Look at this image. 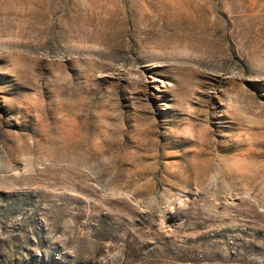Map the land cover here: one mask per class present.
Returning <instances> with one entry per match:
<instances>
[{
    "label": "rangeland",
    "instance_id": "rangeland-1",
    "mask_svg": "<svg viewBox=\"0 0 264 264\" xmlns=\"http://www.w3.org/2000/svg\"><path fill=\"white\" fill-rule=\"evenodd\" d=\"M261 169L264 0H0V264H264Z\"/></svg>",
    "mask_w": 264,
    "mask_h": 264
},
{
    "label": "bare ground",
    "instance_id": "bare-ground-1",
    "mask_svg": "<svg viewBox=\"0 0 264 264\" xmlns=\"http://www.w3.org/2000/svg\"><path fill=\"white\" fill-rule=\"evenodd\" d=\"M201 134V133H200ZM204 134V133H203ZM197 137V136H196ZM194 137L195 141L192 142L193 146L195 147L193 150H189V151H183L180 154H178V159H180L183 164H182V169L185 172V174L187 175H191L194 174L197 177H201L203 175H205L211 168H212V162L215 159V157L217 156V154L215 155V146L216 148H218L216 143H213L210 140H206L204 137ZM193 138V139H194ZM209 139V138H208ZM222 152H224V150H221ZM80 152L78 150H72L71 155H78ZM173 154V153H172ZM177 155V154H176ZM218 160V159H217ZM238 163V162H237ZM240 163V162H239ZM237 165V164H236ZM241 165V164H240ZM238 164V166H240ZM218 166V165H217ZM235 166V164L233 165ZM213 169V168H212ZM215 170V169H214ZM217 171V170H216ZM228 171V170H227ZM232 171V170H229ZM262 171V169H261ZM261 171L259 170L260 174ZM233 172V171H232ZM231 172V173H232ZM263 172V171H262ZM183 173V172H182ZM213 173V171H212ZM219 175L221 174L220 172H218ZM228 173V172H227ZM264 173V172H263ZM210 174V173H209ZM229 174V173H228ZM258 174V173H257ZM193 175V176H194ZM222 175V174H221ZM230 175V174H229ZM190 176V177H193ZM232 176V175H230ZM243 176V175H241ZM183 177V175H182ZM188 177V176H187ZM229 177V176H228ZM227 177V178H228ZM262 177V175H261ZM186 178V177H185ZM243 178V177H242ZM194 179V177H193ZM252 179V178H251ZM255 179V178H254ZM195 180V179H194ZM262 180V179H261ZM188 181V180H187ZM190 182V181H189ZM255 182V181H253ZM191 183V182H190ZM198 184V183H197ZM254 185L256 183H253ZM258 184H256L257 186ZM189 186V184H188ZM232 186L235 188L234 190L237 189V187L239 186V184L235 183L234 185L232 184ZM251 189V188H250ZM187 216V215H185ZM197 217V216H196ZM195 217V218H196ZM200 217V216H199ZM188 218V217H187ZM192 218V217H191ZM211 218V217H210ZM213 218V217H212ZM216 218V217H215ZM190 220V219H189ZM200 220V219H199ZM214 220V219H213ZM231 220V219H230ZM234 220V219H233ZM232 220V221H233ZM197 222V220L195 221ZM222 222V221H221ZM229 222V220H228ZM231 222V221H230ZM229 222V223H230ZM205 223V222H204ZM210 223V222H209ZM208 223V224H209ZM215 223V222H213ZM217 223V222H216ZM215 223V224H216ZM191 224V223H190ZM207 224V223H206ZM210 226V225H209ZM190 227V226H189ZM207 227V225H206ZM194 228V227H193ZM209 228V227H208ZM207 228V229H208ZM210 230V229H209ZM191 231V230H190ZM194 231V230H193ZM234 233V232H233ZM235 234V233H234ZM241 234V233H240ZM237 235V232L236 234ZM241 236V235H240ZM238 239V238H237ZM222 240V239H221ZM174 240H171V242ZM217 241V240H216ZM219 241V240H218ZM214 242V241H213ZM230 242V241H229ZM170 243V242H169ZM176 243V242H175ZM194 243V242H193ZM238 243V242H237ZM166 244V243H165ZM168 245V244H167ZM174 246V245H173ZM172 247V246H171ZM224 247V246H223ZM226 247V246H225ZM114 248H116V244L113 241H110L108 243L107 246L103 247V245L101 246V244L96 243L91 250L84 256L82 263L88 264V263H93V264H115L118 263L119 260L112 257H106L105 260L100 261L98 259L99 255H103L105 253H109L111 252ZM222 248V247H221ZM235 248V247H233ZM160 249V248H159ZM227 249V248H226ZM161 250V249H160ZM228 251V250H226ZM232 251V250H231ZM234 251V250H233ZM232 251V252H233ZM225 252V251H224ZM162 253V252H161ZM227 253V252H226ZM242 253V252H240ZM161 255V254H160ZM201 255V254H200ZM229 255V254H228ZM152 258V257H151ZM178 258H175L173 256H170V254L168 252L163 253L161 256H159L158 258H154V259H150V262H161V263H166V264H172L170 260H177ZM227 259V258H226ZM232 260V259H231ZM255 260V259H254ZM253 260V261H254ZM245 261V260H243ZM201 262V261H200ZM206 262V261H205ZM216 262V261H215ZM246 262V261H245ZM259 262V261H258ZM160 263V264H161ZM155 264V263H154ZM211 264V263H210ZM261 264V263H260Z\"/></svg>",
    "mask_w": 264,
    "mask_h": 264
}]
</instances>
